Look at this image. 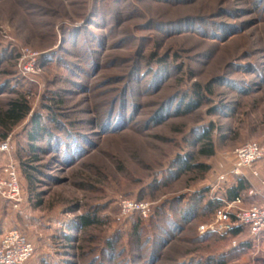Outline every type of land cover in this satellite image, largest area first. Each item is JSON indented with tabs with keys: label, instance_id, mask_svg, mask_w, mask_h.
<instances>
[{
	"label": "rangeland",
	"instance_id": "obj_1",
	"mask_svg": "<svg viewBox=\"0 0 264 264\" xmlns=\"http://www.w3.org/2000/svg\"><path fill=\"white\" fill-rule=\"evenodd\" d=\"M13 99L29 113L0 124V180L14 164L23 201L0 194V235L32 241L26 264H264V233L216 230L209 206L237 177L264 203V156L230 172L264 143V0H0V115Z\"/></svg>",
	"mask_w": 264,
	"mask_h": 264
},
{
	"label": "built area",
	"instance_id": "obj_2",
	"mask_svg": "<svg viewBox=\"0 0 264 264\" xmlns=\"http://www.w3.org/2000/svg\"><path fill=\"white\" fill-rule=\"evenodd\" d=\"M7 141L0 143V151H9ZM264 156V143L247 142L235 150L233 175H243L248 180L246 172L259 176V171L253 168L256 161ZM6 177L0 180V194L8 202L18 207L23 201V191L19 180L18 168L14 164L6 167ZM220 179H226L225 175ZM264 184V180L262 181ZM249 195L257 194L250 188ZM224 203L216 210V230L231 232L235 228L245 229L252 236L264 233V203L243 206L242 194L233 199H223ZM124 208L140 210L147 213V205L143 203L126 202ZM202 229L205 226L201 227ZM34 253V245L18 228H12L0 235V264H25Z\"/></svg>",
	"mask_w": 264,
	"mask_h": 264
},
{
	"label": "trees",
	"instance_id": "obj_3",
	"mask_svg": "<svg viewBox=\"0 0 264 264\" xmlns=\"http://www.w3.org/2000/svg\"><path fill=\"white\" fill-rule=\"evenodd\" d=\"M210 85L207 86L208 89ZM199 97L203 99V95L201 94L200 89L197 87L194 91ZM192 101L187 103L186 108H183V110H178L176 113L182 114L185 113L188 108L192 105ZM200 103V100L196 101L195 103ZM29 113V109L26 103L20 101V100H10L9 101V107L6 110V112L3 115H0V124L7 126L9 125V122L11 120L17 122L23 119L27 114ZM35 121V128H32L31 130L28 131V138L30 140V147L32 150H35V146L33 142L38 141L42 135V132L45 130V127L41 126L39 124V117L34 118ZM200 141V148L199 152L201 155H206V156H211L215 153V147H214V142L211 136V130L207 129L204 130L201 137L199 138ZM180 169L185 170L189 168H195V170H202L203 172L207 171L209 169V166L201 163H195V164H190L188 160L181 159L180 161ZM249 187V182L246 181L245 179L239 177L236 184L232 185L231 187H228L226 191L224 192V196L227 199H233L234 197L240 195L242 192L247 190ZM223 205L221 200H210L209 201V206L213 207L216 213V210ZM97 221L95 216H89V215H84L80 217V224L83 227H89L90 225L94 224ZM241 229L240 228H235L231 232L233 234H237ZM1 233V232H0ZM30 240V239H29ZM31 241V240H30ZM32 242V241H31ZM34 254V253H33ZM33 256V255H32ZM30 259V258H29ZM28 259V260H29ZM27 260V261H28ZM26 261V262H27ZM25 262V264H26Z\"/></svg>",
	"mask_w": 264,
	"mask_h": 264
},
{
	"label": "crops",
	"instance_id": "obj_4",
	"mask_svg": "<svg viewBox=\"0 0 264 264\" xmlns=\"http://www.w3.org/2000/svg\"><path fill=\"white\" fill-rule=\"evenodd\" d=\"M256 168V167H255ZM258 171H259V173H261L260 172V170L258 169V168H256ZM246 174H247V177H248V179H249V175L251 176V173H249V172H246ZM237 180H238V177H237V179L233 182V184L232 185H234V184H236V182H237ZM250 181V180H249Z\"/></svg>",
	"mask_w": 264,
	"mask_h": 264
}]
</instances>
